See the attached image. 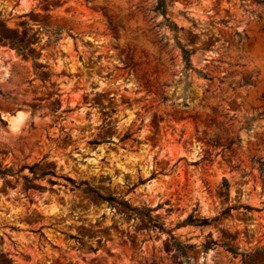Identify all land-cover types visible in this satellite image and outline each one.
Returning <instances> with one entry per match:
<instances>
[{
    "label": "rangeland",
    "instance_id": "374dc122",
    "mask_svg": "<svg viewBox=\"0 0 264 264\" xmlns=\"http://www.w3.org/2000/svg\"><path fill=\"white\" fill-rule=\"evenodd\" d=\"M168 1L187 93L157 0H0V264H264V6Z\"/></svg>",
    "mask_w": 264,
    "mask_h": 264
},
{
    "label": "trees",
    "instance_id": "16d2710c",
    "mask_svg": "<svg viewBox=\"0 0 264 264\" xmlns=\"http://www.w3.org/2000/svg\"><path fill=\"white\" fill-rule=\"evenodd\" d=\"M253 3L257 4V5H261L264 6V0H252ZM170 7L169 5V1L168 0H157V6L155 8L156 13L161 14L163 17V22L160 24V26L164 25L166 27H168L170 29L171 32H174L176 34L175 36V40H176V46L179 48L180 52H181V57H182V62L184 64V68H183V75L185 77V81H186V85L184 87V92H188L189 88L192 86V83L189 82L190 80V71H195V69L193 68L192 62H191V58L192 55L194 54V51L188 50L186 48V46L182 45L178 40V32H179V28L170 21V19L167 18V10ZM236 36L239 38L238 39V43H242L246 38L243 37L241 34L236 33ZM197 75L200 78H203L205 80H207L208 82H212L213 78L210 77L208 74L202 73L200 71H196ZM250 80L251 77H244L242 79L241 84L239 85V88L242 87H247L250 85ZM221 83L224 82V79L220 80ZM232 87V86H231ZM235 90V87H232ZM163 102H165L167 100L166 97L162 98ZM184 107H187V103L184 101L183 103ZM214 114H216V111H214ZM228 114H223L221 115V117H227ZM193 120H198L197 117H193ZM209 125L210 126H215L221 133H222V138H220L219 136H216L215 140L210 141L208 144L214 148H222V155L225 157V153H233V147L236 145L239 147L240 145V138L235 137H229L228 133H227V129L224 128V124L222 122H217L215 118H211L208 120ZM251 128V126L248 124L246 126V129L249 130ZM206 157L204 158V161L207 162H211V153L206 151L205 152ZM256 165L259 168V171L261 174H264V161L262 160H256ZM0 175L5 176L6 173L0 171ZM224 186L226 187V189L228 190L229 188V183L227 182V180H224ZM230 209H227L225 212L222 213V215L227 214V211H229ZM218 218H215L211 221H216ZM192 222V221H190ZM210 224L209 220H202L199 221L198 226H208ZM209 246H214L216 245V243L214 241H211L209 243ZM209 246H207V249H209ZM175 247L177 248L178 251H180L182 254L184 253V251L186 249H190L192 248V246L190 245H183L181 243H175Z\"/></svg>",
    "mask_w": 264,
    "mask_h": 264
},
{
    "label": "bare ground",
    "instance_id": "6f19581e",
    "mask_svg": "<svg viewBox=\"0 0 264 264\" xmlns=\"http://www.w3.org/2000/svg\"><path fill=\"white\" fill-rule=\"evenodd\" d=\"M15 122V124L17 125V124H20L21 123V116L19 115V116H17V118H16V120L14 121ZM14 124V123H13Z\"/></svg>",
    "mask_w": 264,
    "mask_h": 264
}]
</instances>
